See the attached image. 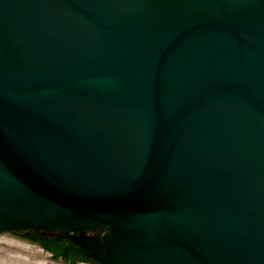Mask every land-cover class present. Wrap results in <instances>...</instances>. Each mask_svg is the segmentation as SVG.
Here are the masks:
<instances>
[{"label": "water", "instance_id": "1", "mask_svg": "<svg viewBox=\"0 0 264 264\" xmlns=\"http://www.w3.org/2000/svg\"><path fill=\"white\" fill-rule=\"evenodd\" d=\"M3 232L264 264V0H0Z\"/></svg>", "mask_w": 264, "mask_h": 264}, {"label": "trees", "instance_id": "2", "mask_svg": "<svg viewBox=\"0 0 264 264\" xmlns=\"http://www.w3.org/2000/svg\"><path fill=\"white\" fill-rule=\"evenodd\" d=\"M24 237L44 239L46 245L42 247L49 251L53 258L62 257L68 260L71 264L90 263L99 264L91 258V254L88 250L76 245L69 237V235L59 236H42L35 232H30L23 235ZM58 247H62V250H57Z\"/></svg>", "mask_w": 264, "mask_h": 264}, {"label": "rangeland", "instance_id": "3", "mask_svg": "<svg viewBox=\"0 0 264 264\" xmlns=\"http://www.w3.org/2000/svg\"><path fill=\"white\" fill-rule=\"evenodd\" d=\"M16 233L14 232H8L4 234V237L11 242L15 243H21L24 246H30L24 240L19 239L17 236H15ZM33 247L31 251H22L15 247L5 246L3 244H0V254H6V255H21L25 257L26 259H29L31 261L40 262V264H66L62 262L60 259H54L51 257L50 253L46 250H43L41 248H38V246H30ZM79 264H90V263H82Z\"/></svg>", "mask_w": 264, "mask_h": 264}, {"label": "bare ground", "instance_id": "4", "mask_svg": "<svg viewBox=\"0 0 264 264\" xmlns=\"http://www.w3.org/2000/svg\"><path fill=\"white\" fill-rule=\"evenodd\" d=\"M4 234H6V232L0 233V244L15 247L22 251H31L33 249V247L24 246L21 243L11 242L10 240L4 237ZM0 264H40V262L31 261L21 255L0 254Z\"/></svg>", "mask_w": 264, "mask_h": 264}, {"label": "flooded vegetation", "instance_id": "5", "mask_svg": "<svg viewBox=\"0 0 264 264\" xmlns=\"http://www.w3.org/2000/svg\"><path fill=\"white\" fill-rule=\"evenodd\" d=\"M15 236H17L21 240H24V242H26L30 246H34V247L38 246V248L46 250L42 247L43 245H46V242L44 239L24 237L23 235H18V234H15ZM57 250H59V251L62 250V247H58ZM47 252H49V251H47ZM50 255H51V257H53L51 253H50ZM54 259H60L62 262L66 263V264H71L68 260L63 259L62 257H58V258H54Z\"/></svg>", "mask_w": 264, "mask_h": 264}]
</instances>
